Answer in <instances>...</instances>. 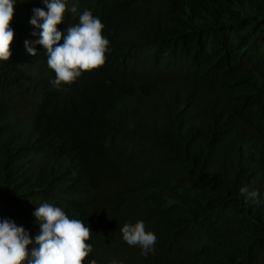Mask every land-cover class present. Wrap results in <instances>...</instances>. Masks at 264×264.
I'll list each match as a JSON object with an SVG mask.
<instances>
[{
  "label": "trees",
  "instance_id": "16d2710c",
  "mask_svg": "<svg viewBox=\"0 0 264 264\" xmlns=\"http://www.w3.org/2000/svg\"><path fill=\"white\" fill-rule=\"evenodd\" d=\"M76 6V13L67 7ZM16 0L0 63V219L38 231L48 202L90 230L94 264H264V0H67L109 40L103 65L56 90ZM156 236L141 255L119 229Z\"/></svg>",
  "mask_w": 264,
  "mask_h": 264
},
{
  "label": "clouds",
  "instance_id": "9594fccd",
  "mask_svg": "<svg viewBox=\"0 0 264 264\" xmlns=\"http://www.w3.org/2000/svg\"><path fill=\"white\" fill-rule=\"evenodd\" d=\"M16 0H0V63L10 55L13 30L9 26ZM42 8H33L29 25L37 30L34 41L23 42L27 55L35 56L39 45L46 56L48 69L54 74L49 84L56 90L69 85L81 76L103 65L109 40L102 35L103 24L90 10H84L78 21L66 26L63 35L57 25L63 23L67 0H42ZM76 13L73 3L67 7ZM239 194L245 202L264 203V194L241 187ZM32 216L39 231L29 237L27 230L10 219H0V264H86L91 247L90 230L83 220L70 218L60 207L43 202L35 207ZM122 240L137 246L141 255L154 250L156 236L145 230L142 220L124 223L119 229ZM94 264V261H87ZM110 264H121L111 261Z\"/></svg>",
  "mask_w": 264,
  "mask_h": 264
}]
</instances>
